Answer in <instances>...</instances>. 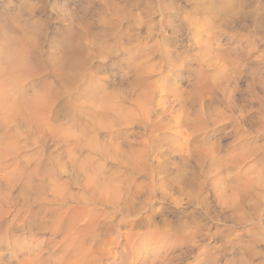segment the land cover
<instances>
[{
  "label": "rangeland",
  "instance_id": "rangeland-1",
  "mask_svg": "<svg viewBox=\"0 0 264 264\" xmlns=\"http://www.w3.org/2000/svg\"><path fill=\"white\" fill-rule=\"evenodd\" d=\"M26 5L48 24L27 85L46 101L0 98V264H56L68 207L97 220L84 264H148L152 235L173 230L168 264H264V212L245 222L230 208L245 174L255 192L264 185V81L251 63L264 72V0H0V16ZM163 51L178 61L161 66ZM225 55H242L240 67ZM146 63L159 68L139 77ZM145 81L156 84L142 112ZM114 104L137 113L119 118ZM130 148L145 157L134 162ZM92 176L120 186L114 205L85 188ZM128 233L145 239L127 251L113 240Z\"/></svg>",
  "mask_w": 264,
  "mask_h": 264
},
{
  "label": "bare ground",
  "instance_id": "bare-ground-1",
  "mask_svg": "<svg viewBox=\"0 0 264 264\" xmlns=\"http://www.w3.org/2000/svg\"><path fill=\"white\" fill-rule=\"evenodd\" d=\"M258 18H259L258 14L254 13L253 14V24L254 25H257V19ZM213 53H214V51H213ZM247 55H248V53H247ZM247 55L244 54V57H246ZM162 56L163 57H162V60L160 62L161 66L163 64H172V63L178 61L177 57H174V56L170 55V53H168L166 51L162 52ZM225 58H227L229 60V63H230V65H232V67H235V66L236 67H240L241 61H243L242 60V55L241 56H237L236 58L228 56V55H225ZM251 63H252V65L254 67H256L257 69H260V70H258V75H259L258 78H259L260 82H263L264 81V72H261V67H258V66H260L259 58H257V57L254 58L251 61ZM135 68L137 70L138 76L139 77H144V76L149 75L150 73L156 72L157 68H159V64L158 63H154V64L146 63L145 66H143L142 64H139V65L137 64ZM203 74H204V71L202 69H200L198 71V73H196V75H197L196 77L200 78L201 81H202V82L200 81V82L197 83L198 86H200V84H202L203 81H204L203 80L204 78H202ZM144 83L146 84L147 87H145L146 89L142 90L141 95L137 98V103H136L135 107H137V109L141 110L142 112H147L148 109H150V107L152 105V100H153L152 96L150 95L149 92L154 91L153 87L156 84V81H154V82L145 81ZM203 86H207V84H205V85L202 84V87ZM196 90H199V87ZM0 98H2V97H0ZM116 98H119V97H117V95H116ZM7 100L6 101H2V104H5L3 102H7ZM106 100H105V102H106ZM105 102H103V104L106 105ZM107 102H110V101H107ZM8 104L6 103V105H8ZM12 104H9V105H12ZM14 104H15V102H14ZM115 106H114L115 107L114 111H115V114H116V112L120 114L119 118L123 117V115L125 117V115L127 116V114L136 115L135 113H137L135 111V109L126 108L124 110V109H121L117 105H115ZM3 107L5 108V106H3ZM15 107H17V104H16ZM27 107H30V105H28ZM104 107H102V108L105 109L106 107L105 108ZM9 109H8V111H10V112L14 111V110H9ZM11 109H13V108H11ZM24 109H25V107H24ZM24 109L22 108V110H24ZM108 109H110V108H108ZM16 110H17V108H16ZM18 110H20V107L18 108ZM106 113L108 114L109 112H106ZM187 124H188V122H187ZM158 126H160V125H158ZM161 127H162V124H161ZM161 127H159V128L158 127L157 128H151V131L153 133H157V132H159ZM242 137H244L243 134L240 136V138H242ZM148 142L149 141L143 140L142 141V146L145 147L146 144H149ZM156 142H158L157 139H154V140H151L150 143L152 145H154V143L156 144ZM152 145H151V147H153ZM116 149H117V151H116L117 154L115 156H113L112 159L116 158V156L119 154V150H121V147L120 146H116ZM252 150L250 151L251 153H249V154L246 153L245 159L250 158L251 156L254 155V153H253L254 151L252 152ZM121 152L123 153V150H121ZM145 152H146L145 148H142V149H140V148L139 149L130 148L129 151H127V153L125 155L129 156V158L134 160V162H135V159L140 158V157H145L143 155ZM234 159L238 160L236 158H234ZM226 162H227V160H226ZM226 162L225 161H221L220 166L221 167L223 166L222 169L228 164V163L226 164ZM230 165H232V164H230ZM230 165H228V166H230ZM252 168H253V166L247 168V170H250ZM39 170L40 169H35L33 172H30V174H28L30 176L29 178L31 179V180L28 181V183L30 182L31 184H29V185L26 184L25 188H35V183H34L33 180H34L35 177L41 176V172ZM236 176H238V175H236ZM110 180H112V179H110ZM254 181H255V177H247V174H245L244 180L242 181L243 182V186H242L243 190L237 191L238 188H235L236 193H234V195L232 197L233 200H232V202H230V208L232 209V211L234 213H236V214H239L240 215L239 217H241L242 220H244L245 222L251 221L253 218L261 215V213L264 212V185L262 186L260 192H255L252 189V184L254 183ZM87 182H88V185H85L86 189H90L91 186H92L91 184L95 183V189H96L95 193L99 196L100 200L102 201V203H101L102 206L114 205L115 204L113 198L115 196H117L120 193V191H121L119 185L114 184V183H112L110 181H105V182L102 183L100 180H98V177H93V176L90 177V178L88 177L87 178ZM111 198H112V200H109ZM238 198L240 199L241 202L237 201ZM207 210L209 211V207L207 208ZM91 211H92L91 209L89 210V209H87L85 207H82V208L81 207H75V208L68 207L65 210V212L68 214L66 216V218L69 220L66 228L64 229V232L67 234L65 239H64V242H63L64 245H65V248L63 250V253H61L58 256V258L55 259L54 262L56 264H84L85 261H87L86 260V256H87V253L89 251L86 248H83V245H84V242H85V236H86L87 233H89L86 230L88 228L93 229L94 226H95V222L97 221L95 217H92V216L89 215V213H91ZM69 213H70V215H69ZM71 213H74V214H71ZM87 216H90L92 218V219L90 218L91 221L88 224L84 225V226L82 225L81 226L82 229L78 231L76 226L79 225V223H81V221L83 219H85V217H87ZM73 231H74V233H73ZM173 231L172 232H168V233H166L164 231L165 233L162 232L160 235L159 234L152 235V239L154 241V245H153L154 247H153L152 252H149V251L147 252V254L152 257L151 260L148 262V264H168V262H167L168 261V256L167 255H162V253L164 251V247L165 246H168L171 243L174 244V242H176V240H177V237H179V235L177 233H175V230H173ZM140 236L136 237V234L128 233V234H125L124 236H119V235L116 236V238L113 241L117 245H120L123 249H126L127 251H129L132 246L134 247L136 244L139 243L140 239L141 240L145 239V237H142L143 235H140ZM121 239H122V241H121ZM141 245L142 244H140V246ZM127 257H129V256L127 255ZM146 259H149V258L146 257ZM100 262H102V259L96 258L95 256L92 257L91 260H90L91 264H98Z\"/></svg>",
  "mask_w": 264,
  "mask_h": 264
},
{
  "label": "clouds",
  "instance_id": "clouds-1",
  "mask_svg": "<svg viewBox=\"0 0 264 264\" xmlns=\"http://www.w3.org/2000/svg\"><path fill=\"white\" fill-rule=\"evenodd\" d=\"M37 11L26 5L11 16H0V97L31 105L46 101L41 89L27 91L37 74L34 57L48 36V24L36 17Z\"/></svg>",
  "mask_w": 264,
  "mask_h": 264
}]
</instances>
